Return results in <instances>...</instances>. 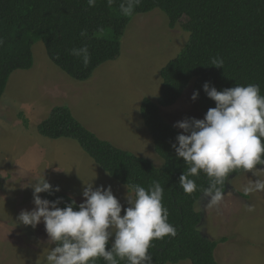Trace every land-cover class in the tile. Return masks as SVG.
Here are the masks:
<instances>
[{
    "label": "rangeland",
    "instance_id": "1",
    "mask_svg": "<svg viewBox=\"0 0 264 264\" xmlns=\"http://www.w3.org/2000/svg\"><path fill=\"white\" fill-rule=\"evenodd\" d=\"M187 39L179 24L168 27L159 9L136 14L121 36L119 56L102 63L85 81L73 80L55 66L40 40L33 44L32 67L14 71L0 97V264H46V254L55 247L43 222L32 228L18 221L22 210L35 207L30 184L42 175L79 204L85 184L92 183L93 189L111 186L114 196L128 206L127 187L108 176L73 139L43 137L36 125L53 106L67 105L96 136L158 166L161 160L139 106L143 97L156 101L160 69ZM192 93L190 81L173 105L159 107L162 119L172 126L185 118L203 119ZM257 168L256 176L231 175L220 204L207 207L201 195L193 205L200 214L198 231L208 239L226 238L214 249L218 264H264V191L244 193L251 181L264 180V166Z\"/></svg>",
    "mask_w": 264,
    "mask_h": 264
},
{
    "label": "trees",
    "instance_id": "2",
    "mask_svg": "<svg viewBox=\"0 0 264 264\" xmlns=\"http://www.w3.org/2000/svg\"><path fill=\"white\" fill-rule=\"evenodd\" d=\"M121 2L97 0L95 7H89L87 0H0V97L14 71L32 67V46L39 40L55 66L73 80L85 81L102 63L119 56L121 36L134 15L159 9L165 14L168 27L179 24L188 33L187 42L160 69L156 101L143 97L139 106L153 150L161 160L158 166L96 136L73 116L67 105L53 106L36 130L49 139H73L108 176L125 187L139 184L147 188L153 180L161 183L168 222L177 229V235L152 241L148 250L152 264H218L214 249L226 238L212 240L203 236L197 229L200 214L193 208L203 195L199 189L207 188L209 179L201 172L194 178L198 190L184 193L179 176L187 165L172 148L181 132L162 119L159 107L173 105L190 81L192 92H199L196 108L203 115L215 107L203 91L205 82L218 91L236 84H259L260 94L264 95V0H141L131 16L120 12ZM82 31L87 36L81 37ZM84 45L91 54L87 67L70 51ZM216 56L224 60L223 68L210 65ZM242 172L236 170L231 175ZM42 195L49 201L60 198V208L75 201L74 210H78L79 203L62 190ZM96 264L107 262L101 258Z\"/></svg>",
    "mask_w": 264,
    "mask_h": 264
},
{
    "label": "clouds",
    "instance_id": "3",
    "mask_svg": "<svg viewBox=\"0 0 264 264\" xmlns=\"http://www.w3.org/2000/svg\"><path fill=\"white\" fill-rule=\"evenodd\" d=\"M96 2L87 0L89 7H95ZM140 3L141 0H122L120 12L131 16ZM80 35L85 37L87 33L82 31ZM70 51L87 67L91 60L87 45ZM210 65L223 68L224 60L213 57ZM202 88L215 107L209 108L203 119L185 118L176 122L173 126L182 133L175 137L172 148L187 165L179 176L184 193L198 190L194 178L203 172L209 183L199 190L207 198L206 206L212 207L224 199V187L233 172L243 170L256 176L260 171L257 166H264V95L260 94V85L254 83L218 91L205 82ZM198 95L194 91L191 99L196 100ZM30 187L35 207L31 211L22 210L18 221L32 228L43 222L49 242L55 244L46 254V264H96L101 258L107 264H120L124 260L127 264H152L148 251L152 241L177 235L163 205L164 187L156 180L147 188L139 184L127 187V207L114 196L111 186L93 189L92 183L85 184L84 200L78 210H74L75 201L60 208V198L54 201L41 198L38 194L51 195L60 190L43 175ZM259 191H264V180L259 178L244 187L245 194ZM248 210L253 211L251 207Z\"/></svg>",
    "mask_w": 264,
    "mask_h": 264
}]
</instances>
